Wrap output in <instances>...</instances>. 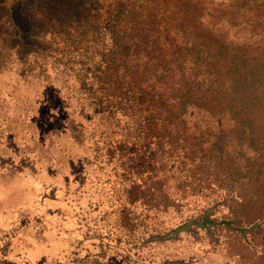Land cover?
I'll list each match as a JSON object with an SVG mask.
<instances>
[{
    "label": "rangeland",
    "instance_id": "obj_1",
    "mask_svg": "<svg viewBox=\"0 0 264 264\" xmlns=\"http://www.w3.org/2000/svg\"><path fill=\"white\" fill-rule=\"evenodd\" d=\"M44 91L0 51V264H264V84L181 124L176 171L122 184Z\"/></svg>",
    "mask_w": 264,
    "mask_h": 264
},
{
    "label": "trees",
    "instance_id": "obj_2",
    "mask_svg": "<svg viewBox=\"0 0 264 264\" xmlns=\"http://www.w3.org/2000/svg\"><path fill=\"white\" fill-rule=\"evenodd\" d=\"M2 6L0 51L42 82L44 94L51 91L57 113L79 123L95 162L110 165L119 184L140 171L150 180L162 169L176 171L181 124L222 118L214 111L222 104L233 118L239 86L264 84V75L254 76L264 72L263 62L245 56L246 49L264 54V0H4ZM244 31L247 37L235 41ZM258 67L263 71L254 72ZM207 216L197 226L216 224Z\"/></svg>",
    "mask_w": 264,
    "mask_h": 264
}]
</instances>
